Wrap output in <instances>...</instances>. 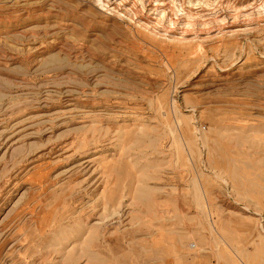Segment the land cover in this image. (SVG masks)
Segmentation results:
<instances>
[{
    "label": "rangeland",
    "instance_id": "374dc122",
    "mask_svg": "<svg viewBox=\"0 0 264 264\" xmlns=\"http://www.w3.org/2000/svg\"><path fill=\"white\" fill-rule=\"evenodd\" d=\"M261 222L264 0H0V264H264Z\"/></svg>",
    "mask_w": 264,
    "mask_h": 264
},
{
    "label": "bare ground",
    "instance_id": "6f19581e",
    "mask_svg": "<svg viewBox=\"0 0 264 264\" xmlns=\"http://www.w3.org/2000/svg\"><path fill=\"white\" fill-rule=\"evenodd\" d=\"M111 198H114L113 196H111ZM263 220V219H262ZM260 229H261V232L264 233V223H260Z\"/></svg>",
    "mask_w": 264,
    "mask_h": 264
}]
</instances>
